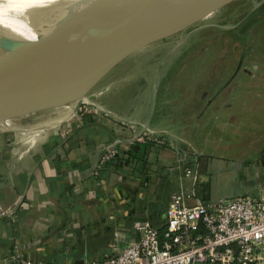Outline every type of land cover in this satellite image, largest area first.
Here are the masks:
<instances>
[{"label":"crops","instance_id":"0c3cea01","mask_svg":"<svg viewBox=\"0 0 264 264\" xmlns=\"http://www.w3.org/2000/svg\"><path fill=\"white\" fill-rule=\"evenodd\" d=\"M226 84L237 82L230 77ZM244 91L240 86L235 98L225 95V106L239 105L240 111L224 114L223 129L236 119L243 126V108L264 103ZM145 106L142 116L115 110L74 119L37 111L0 129V264L20 257L82 264L118 254L136 239L135 221L164 226L171 192L189 187L176 167L182 162L197 163L196 192L203 200L254 195L264 185V156L245 149L231 158L207 157L195 144V123L186 131L176 115L173 126L151 125Z\"/></svg>","mask_w":264,"mask_h":264},{"label":"rangeland","instance_id":"374dc122","mask_svg":"<svg viewBox=\"0 0 264 264\" xmlns=\"http://www.w3.org/2000/svg\"><path fill=\"white\" fill-rule=\"evenodd\" d=\"M110 13L93 20L98 21ZM43 42L27 37L19 42L4 32L0 35L2 58L26 52ZM230 77L234 81L236 79L237 84L229 88L224 82ZM262 77L264 0H214L173 31L101 69L88 82L78 106L74 105L75 95H65L62 105L41 106L39 112L56 110L68 114H64L67 118L72 116L76 119L86 114L110 116L115 110H133L137 116H142L140 110L143 111L145 103L146 111L149 109L150 112L151 125L173 126L174 120L179 117L184 129L191 131L195 123V144L206 156L209 153L218 156L224 153L226 159L245 149L248 153L264 156V147L253 148L264 143ZM240 86L248 90L244 91L246 94H257L258 103L262 104L255 110L243 108L247 110L244 111L247 115L242 119L243 126L236 119L233 126L223 129L224 114L240 111L237 108L239 105L225 106L228 95L235 98L234 94L240 93ZM49 99L36 103L43 105L41 102ZM34 113L38 115L37 111ZM162 114H169L166 115L169 118L161 117ZM0 116L6 117L8 112H0ZM19 118L11 115L5 124L8 127ZM239 143L242 146L237 148ZM230 179V184L238 188L235 177L231 175Z\"/></svg>","mask_w":264,"mask_h":264},{"label":"water","instance_id":"95a60500","mask_svg":"<svg viewBox=\"0 0 264 264\" xmlns=\"http://www.w3.org/2000/svg\"><path fill=\"white\" fill-rule=\"evenodd\" d=\"M213 1L129 0L78 32L0 59V112H8L0 122L48 107L36 103L45 98L75 90L82 99L101 69L173 31Z\"/></svg>","mask_w":264,"mask_h":264},{"label":"built area","instance_id":"2783aa9c","mask_svg":"<svg viewBox=\"0 0 264 264\" xmlns=\"http://www.w3.org/2000/svg\"><path fill=\"white\" fill-rule=\"evenodd\" d=\"M176 167L189 187L171 192L164 226L137 220L136 239L121 252L82 264H264V185L254 195L203 200L197 163ZM16 264L42 263L20 257Z\"/></svg>","mask_w":264,"mask_h":264},{"label":"bare ground","instance_id":"6f19581e","mask_svg":"<svg viewBox=\"0 0 264 264\" xmlns=\"http://www.w3.org/2000/svg\"><path fill=\"white\" fill-rule=\"evenodd\" d=\"M128 1L0 0V35L6 32L19 42L27 37L47 43L64 37L72 31L78 32L90 26L96 22L93 20L94 18L112 12ZM2 54L3 52L0 50V59H3ZM76 63L79 65L81 59L75 60ZM70 94L75 95L74 105H76L77 101L81 99L80 96L75 90ZM65 95L67 94L52 97L41 103L45 104L53 100L56 106H60ZM15 126L17 127V125Z\"/></svg>","mask_w":264,"mask_h":264}]
</instances>
